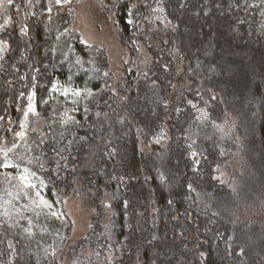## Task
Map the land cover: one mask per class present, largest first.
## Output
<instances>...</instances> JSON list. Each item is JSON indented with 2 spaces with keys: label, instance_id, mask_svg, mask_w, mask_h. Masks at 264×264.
<instances>
[{
  "label": "trees",
  "instance_id": "16d2710c",
  "mask_svg": "<svg viewBox=\"0 0 264 264\" xmlns=\"http://www.w3.org/2000/svg\"><path fill=\"white\" fill-rule=\"evenodd\" d=\"M95 2L120 60L79 37L69 5L49 14L47 0H33L31 8L25 0H3L9 23L0 32L7 48L0 61V148L23 131L29 104L42 103L40 116L53 119L56 105L45 100L55 71L61 69L60 79L66 71L63 46L79 51L87 67L79 83L88 92L73 126L52 122L34 134L38 173L67 221L64 236L53 243L48 234L29 235L0 218V264H264L262 6ZM157 7L163 12L152 11ZM200 109L208 119H197ZM75 198L91 213L89 230L76 240L66 208Z\"/></svg>",
  "mask_w": 264,
  "mask_h": 264
},
{
  "label": "rangeland",
  "instance_id": "374dc122",
  "mask_svg": "<svg viewBox=\"0 0 264 264\" xmlns=\"http://www.w3.org/2000/svg\"><path fill=\"white\" fill-rule=\"evenodd\" d=\"M47 4L53 8L58 7L55 5L54 0H52L51 5H49L47 0ZM67 5L74 10V20L70 22V25H72L75 32L79 34V37L86 43L106 47L115 61L120 60L121 50L117 43L116 36L110 25L107 24V22L105 23L103 16L101 17V12L99 11L95 0H71L70 4H65V6ZM256 5L262 6L260 8L259 16L264 17V0H257ZM3 8V0H0V26H2L0 27V32L4 31L6 27L4 21L7 20L4 17ZM68 36L67 33H64L60 38H67ZM0 47H3L1 43ZM0 55L3 56V52L0 53ZM77 59L81 61L80 64L75 63ZM1 60L2 59H0V61ZM60 62L66 64V71L63 73L61 79V69L58 68L55 71L54 81L45 100L46 102H52L56 105L50 115L53 119L49 120L45 117H41V108L43 104L36 102L33 103L32 105L35 108V112H28L25 123L27 127L23 128L22 131L25 133V136L23 139L18 136L15 141L18 147L14 149L12 153H9L13 163H20L21 167L26 166L31 171L35 172L36 175L30 177V181L32 184L36 185V188H24L20 180L17 178L19 176L18 171L0 167V218L4 220L6 219L3 216L4 207H8L13 212L20 211L25 219L19 220L18 225L14 224L12 220H9L8 223L13 224L12 227L21 228L24 231L25 228L29 227L27 221L31 219L32 234H48V238H50L53 243L57 240L55 237L64 236L67 221L47 197L46 185L37 169L39 165L36 158L39 157V161L41 158L36 151L38 148V144H36L38 143V140L34 134L40 132L46 124H51L52 122L58 129L73 126L76 123V117L73 113L78 109L79 105L82 104L81 101L87 94V92L83 91L86 89L85 84L79 83L81 82L79 81V72L87 67H85V63L74 44L70 43L63 46ZM53 84L56 85L55 89H53ZM65 88H71L73 90L80 89L81 95L75 96L72 95L71 92H69L68 95H65ZM17 153L24 157L23 161L17 159ZM3 160V152H0V164L3 163ZM29 160H31L32 163H28ZM6 176L8 177V180H5ZM9 181L11 182L9 183ZM21 188H23L22 192L20 191ZM5 189L12 192L14 197L19 193V196L12 200L11 205L4 204V200L9 199L5 194ZM25 193H27L26 196ZM37 193H39V195H37ZM41 198L43 201H47V203H43ZM66 208L73 222L72 239H79L89 230L91 218L90 209L86 207L84 200L81 198L69 200L66 203ZM53 213H55V216H53ZM54 219H56L58 223L54 222ZM50 247H52V244H50Z\"/></svg>",
  "mask_w": 264,
  "mask_h": 264
},
{
  "label": "snow or ice",
  "instance_id": "6c2138e0",
  "mask_svg": "<svg viewBox=\"0 0 264 264\" xmlns=\"http://www.w3.org/2000/svg\"><path fill=\"white\" fill-rule=\"evenodd\" d=\"M25 2H26L27 6L29 8H31V7L34 6L33 5V0H25ZM36 2L37 3H40V0H36ZM7 3L11 5V4L14 3V0H7ZM48 3H49V5H51L52 4V0H48ZM54 3L58 7H63L65 4H70L71 3V0H54ZM16 7H17V9H19V5H17ZM44 11H46L49 14H51L52 11H53V7L52 6H47V7L44 8ZM152 11L153 12H157V11L163 12V8L162 7H157V8L152 9ZM30 15L35 16L36 13L35 12H31ZM8 23H9L8 20H5L4 21V25L5 26ZM129 23H131V21H129ZM0 27H2V26H0ZM173 27H175V26H173ZM21 33L23 35H28V26L27 25H24L21 28ZM59 39H60V37L57 36L56 37V40L59 41ZM6 50H7L6 47H0V53L4 52ZM49 51L52 52V53H55L57 51V47L54 46L51 49H49ZM0 59H3V56L2 55H0ZM75 63L76 64H80L81 61L79 59H77L75 61ZM105 75H108V73H105ZM33 79H35V77H33ZM55 87H56V85L53 84V89H55ZM83 91L84 92H88L87 89H84ZM69 92H71L72 95H75V96H80L81 95V90L80 89H75V90H73L71 88H65L64 89V94L65 95H68ZM29 99L31 100L32 97H29ZM213 99H215V97H213ZM188 103L191 104L192 102L189 101ZM192 107L195 108L196 105L192 104ZM86 111H87V109H86ZM199 111L201 112V115L199 117H197V119H199V120H206V119H208V113L207 112H205L203 109H200ZM28 112H35V108H34V106L32 104H29ZM28 112H25L24 115L27 116L28 115ZM97 115H100V113H97ZM120 122L123 123V119H121ZM26 127H27L26 124H21V128H26ZM215 127L217 128V130L219 132L223 133L224 135H228V133L224 131V127L222 125H215ZM61 135H63V134H61ZM17 136H19L21 139H23L24 136H25V133L24 132L17 133ZM80 139L81 140H85L86 137H80ZM43 143H44V141L43 140H40V144H43ZM71 143H72V141H69V144H71ZM17 147H18V145L16 143H13L12 146L10 148H7L6 151L3 148H0V151H3V155H4V160H3V163L0 164V167L8 168V169H13V170L18 171L19 172V176L17 178L20 180V182L23 185V187L24 188H29V189H34V188H36V185L31 183L30 177H34L36 175L35 172L31 171L26 166L21 167V164L20 163H13L12 158H10V156H9V153H12L13 150L16 149ZM37 147H39V145H37ZM53 150L56 151V149H53ZM60 151H62V150H60ZM58 154H59V152H58ZM16 155H17V159L23 161V159H24L23 156L19 155V153H17ZM192 155L195 156L196 154L195 153H192ZM36 160H37V162H39V157H37ZM28 163H32V161L29 160ZM41 167H43V164H41ZM5 180H8V177L7 176L5 177ZM10 182L11 181H9V183ZM188 187H189V189H191V187H192L191 184H189ZM20 191L22 192L23 191V188H21ZM5 194H6L7 197H9V199L4 200V204L5 205H11L12 204V200L13 199H16L19 196V193H17V196L14 197L13 194H12V192L7 191V189H5ZM26 195H27V193H25V196ZM37 195H39V193H37ZM41 200H42L43 203H45V204L47 203V201H43L42 198H41ZM168 203H172V201L169 200ZM13 207H14V205H13ZM108 207H110V205ZM3 216L6 218L5 219V225L7 227H12L13 226V224H9L8 223L9 220H12L14 224L18 225L19 220H24L25 219V217L23 216V214L20 211L13 212L8 207H4ZM53 216H55V213H53ZM27 223H28L29 227L28 228H25L24 231L27 234L31 235L32 234V228H31L32 220L29 219L27 221ZM155 240H157V237L155 235H153L151 237V239L148 241V243L151 244L152 241H155ZM7 246H8L9 249H12L13 251H15L14 245H13V243H12L11 240H9L7 242Z\"/></svg>",
  "mask_w": 264,
  "mask_h": 264
}]
</instances>
